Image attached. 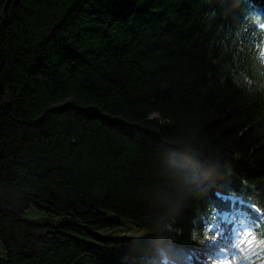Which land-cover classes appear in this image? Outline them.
<instances>
[{
  "label": "trees",
  "instance_id": "16d2710c",
  "mask_svg": "<svg viewBox=\"0 0 264 264\" xmlns=\"http://www.w3.org/2000/svg\"><path fill=\"white\" fill-rule=\"evenodd\" d=\"M5 5L0 264H169L217 192L264 208V0Z\"/></svg>",
  "mask_w": 264,
  "mask_h": 264
},
{
  "label": "rangeland",
  "instance_id": "374dc122",
  "mask_svg": "<svg viewBox=\"0 0 264 264\" xmlns=\"http://www.w3.org/2000/svg\"><path fill=\"white\" fill-rule=\"evenodd\" d=\"M23 217L25 219H28V220H32V221H36L40 224H43V225H58L60 224L61 222L65 221L66 219L64 218H61L59 216H56V215H52L50 214L49 212H47L46 210L44 209H40V208H37L35 206H31L27 212H25L23 214ZM245 232V235H249V230H246L244 231ZM219 234V231H216V235ZM125 237L132 240H147L148 239V234L146 232H138V233H126L125 234ZM245 242V240H244ZM264 243V238H259V235H258V239L257 240H253V241H248V243H244L246 245H248L249 247H251V249L255 252H258L260 250V248L262 247ZM220 248H218L217 250H213V251H217V253L220 251L219 250ZM250 250H247L245 251V253H248V255L251 253L249 252ZM252 251V252H253ZM202 255V254H200ZM227 257L228 255H224L222 256L220 259H217L215 258L214 256H206V259L209 260V261H212V260H218L220 262H225L227 260ZM252 258L253 257H249L248 259L252 261ZM264 255L261 256V257H258L256 260L258 262H253V264H262V262H264ZM246 264V262H245Z\"/></svg>",
  "mask_w": 264,
  "mask_h": 264
},
{
  "label": "snow or ice",
  "instance_id": "6c2138e0",
  "mask_svg": "<svg viewBox=\"0 0 264 264\" xmlns=\"http://www.w3.org/2000/svg\"><path fill=\"white\" fill-rule=\"evenodd\" d=\"M222 195H223L222 193L217 192L218 197ZM241 202L244 201L242 200ZM246 207L248 210H250V214L253 213L255 214L254 216L250 215V222L255 223L256 220L264 218V208L260 207L258 203H252L250 200H248L246 201ZM252 239H255V237L253 236ZM224 264H232V261L231 260L225 261ZM262 264H264V262H262Z\"/></svg>",
  "mask_w": 264,
  "mask_h": 264
},
{
  "label": "bare ground",
  "instance_id": "6f19581e",
  "mask_svg": "<svg viewBox=\"0 0 264 264\" xmlns=\"http://www.w3.org/2000/svg\"><path fill=\"white\" fill-rule=\"evenodd\" d=\"M1 13V12H0ZM3 16V15H2ZM229 236H230V234H229ZM230 239H233V240H235V239H238V237L236 236V234L234 233V234H232L231 235V237H230ZM221 242H223V241H220V243ZM175 253V255L176 256H178L179 258H182V260L184 259V260H188L189 261V259H188V257H187V255L186 254H183L182 252H180V251H175L174 252ZM243 256H245V255H243ZM242 259V257H238V256H236V259L233 261V264H240V262L239 261H242L241 260ZM193 263V262H192ZM205 264H221V263H218V262H213V263H205Z\"/></svg>",
  "mask_w": 264,
  "mask_h": 264
},
{
  "label": "water",
  "instance_id": "95a60500",
  "mask_svg": "<svg viewBox=\"0 0 264 264\" xmlns=\"http://www.w3.org/2000/svg\"><path fill=\"white\" fill-rule=\"evenodd\" d=\"M7 3H8V2H7ZM5 9H6V5H5V6H4V8L2 9V11H1V13H0V16H2V15H3V13H4Z\"/></svg>",
  "mask_w": 264,
  "mask_h": 264
}]
</instances>
